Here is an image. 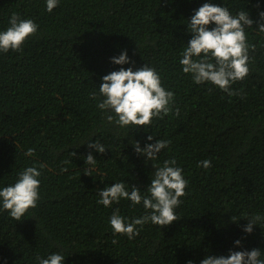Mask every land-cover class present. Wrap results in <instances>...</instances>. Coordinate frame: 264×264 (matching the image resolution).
I'll list each match as a JSON object with an SVG mask.
<instances>
[{
  "label": "trees",
  "instance_id": "trees-1",
  "mask_svg": "<svg viewBox=\"0 0 264 264\" xmlns=\"http://www.w3.org/2000/svg\"><path fill=\"white\" fill-rule=\"evenodd\" d=\"M204 3L228 7L234 16L248 11L254 20L245 28L256 45L249 74L231 86L242 95L196 84L182 71L181 53L192 36L187 24ZM261 11L264 0H59L51 12L46 0H0V31L13 13L38 25L21 51L0 52V189L28 166H46L35 208L16 221L0 207V264H38L37 256L56 252L64 264H200L208 255L253 248L264 255V223L243 230L246 217H264V33L255 23ZM125 49L134 63L114 64L111 58ZM146 63L175 92L179 115L174 108L145 127L109 123L113 113L97 107L102 77ZM158 139L170 144L146 163L132 141L144 148ZM89 141L104 145V153ZM29 148L35 155H25ZM89 153L95 166L85 164ZM172 158L188 181L175 210L180 219L137 226L132 239L114 234L109 218L116 208L129 220L146 210L123 198L105 207L97 203L99 190L124 180L129 191L136 185L144 192L153 163ZM205 159L208 169L198 166Z\"/></svg>",
  "mask_w": 264,
  "mask_h": 264
},
{
  "label": "clouds",
  "instance_id": "clouds-1",
  "mask_svg": "<svg viewBox=\"0 0 264 264\" xmlns=\"http://www.w3.org/2000/svg\"><path fill=\"white\" fill-rule=\"evenodd\" d=\"M59 0H46V10L51 12L58 6ZM259 20L255 21L258 30L264 33V11L259 13ZM254 20L250 18L248 11L241 10L232 15L228 7L212 3H204L194 10L187 24V31L192 36L186 43L181 53L180 64L184 74H191L196 84L210 82L223 90L229 97L242 95L232 89V84L243 80L249 74V63L252 59L250 50L255 51L256 45L248 42L245 28H251ZM214 25L213 27H209ZM38 32V25L30 18H21L13 13L9 17V26L0 31V52L21 51L22 45L29 36ZM117 65L134 63L130 61L127 50H123L119 56L111 58ZM99 86V94L103 99L97 107L106 113L109 123H115L121 128L128 126H149L153 119H163L173 113L175 92L166 89L161 76L154 66L148 63L133 70L132 67H121L118 71H112L102 77ZM96 93H91L93 99ZM175 115H179V109L175 108ZM147 139L151 141L152 135ZM137 154L146 156L148 160L156 161L158 153L168 147L170 141L158 139L155 143L140 147L139 141H132ZM88 147L104 153L105 146L98 141H89ZM27 156L35 155L34 149L29 148ZM75 156L76 153L72 152ZM85 164L95 166L97 159L89 153L85 157ZM199 167L210 168L211 161H200ZM44 164L28 166L18 173V179L14 184L0 189V207L7 210L11 218L20 221L29 208H35L39 200L40 169ZM155 171L151 176V183L146 191L142 192L136 185H131L128 190L124 180L115 182L110 186L99 190L100 199L97 203L105 207H111L113 203H119L123 198L130 200L132 205L143 204L146 210L141 217L129 218L121 216L119 208H116L109 218V223L114 234L127 235L129 239L139 235L140 227L151 222L160 227L168 226L173 221L180 219L176 215V209L182 203L181 197L186 195L185 189L188 181L183 176V169L178 166L175 158L165 160L162 165L153 163ZM91 168H86L83 173L91 175ZM248 223L244 226L246 233L253 231L254 224L264 223V217L255 214L246 217ZM233 221H236L232 217ZM140 226V227H137ZM115 242V241H114ZM240 245L238 239L234 242ZM65 257L59 252L51 253L47 258L36 257L38 264H64ZM187 264H193L189 260ZM200 264H264V255L258 248L252 250H229L225 255H208Z\"/></svg>",
  "mask_w": 264,
  "mask_h": 264
}]
</instances>
